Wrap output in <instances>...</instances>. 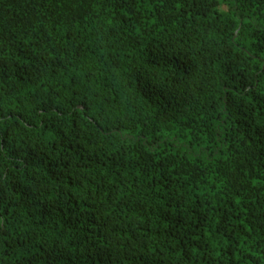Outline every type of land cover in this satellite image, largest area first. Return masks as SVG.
Returning <instances> with one entry per match:
<instances>
[{"label": "trees", "instance_id": "1", "mask_svg": "<svg viewBox=\"0 0 264 264\" xmlns=\"http://www.w3.org/2000/svg\"><path fill=\"white\" fill-rule=\"evenodd\" d=\"M0 264H264V0H0Z\"/></svg>", "mask_w": 264, "mask_h": 264}]
</instances>
